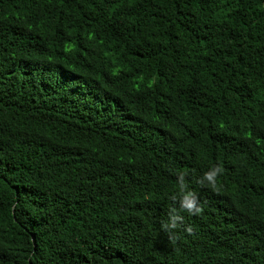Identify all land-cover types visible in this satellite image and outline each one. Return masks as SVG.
Instances as JSON below:
<instances>
[{"label": "trees", "instance_id": "16d2710c", "mask_svg": "<svg viewBox=\"0 0 264 264\" xmlns=\"http://www.w3.org/2000/svg\"><path fill=\"white\" fill-rule=\"evenodd\" d=\"M0 264H264V0H0Z\"/></svg>", "mask_w": 264, "mask_h": 264}, {"label": "clouds", "instance_id": "9594fccd", "mask_svg": "<svg viewBox=\"0 0 264 264\" xmlns=\"http://www.w3.org/2000/svg\"><path fill=\"white\" fill-rule=\"evenodd\" d=\"M223 168L221 165H213L209 170L205 171L199 179V183L211 188L216 187L215 180L222 174ZM173 201L179 202V211L172 207L169 209L168 216L161 221V229L169 234V239L175 243V233L183 223L184 217L180 214L186 212L189 216L198 215L201 212V206L198 202L197 194L189 187L185 180L183 172L176 173V194L171 196ZM186 231L191 232V227Z\"/></svg>", "mask_w": 264, "mask_h": 264}]
</instances>
